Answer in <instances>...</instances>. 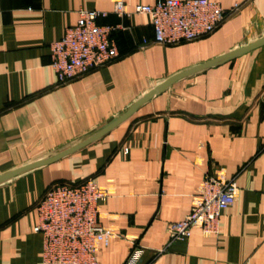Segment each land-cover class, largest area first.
Wrapping results in <instances>:
<instances>
[{"label":"crops","instance_id":"obj_1","mask_svg":"<svg viewBox=\"0 0 264 264\" xmlns=\"http://www.w3.org/2000/svg\"><path fill=\"white\" fill-rule=\"evenodd\" d=\"M115 1L0 0V174L76 143L165 79L264 36V0H217L239 8L212 34L176 45L155 42L148 15L112 13ZM125 1L132 9L158 0ZM80 9L123 26L112 34L119 56L59 84L49 45ZM217 173L239 187L219 232L194 227L168 245L169 223ZM89 177L112 190L100 221L119 232L99 244L98 264H124L136 247L141 264H264V46L176 81L100 139L0 184V264H44L38 201L57 181Z\"/></svg>","mask_w":264,"mask_h":264},{"label":"built area","instance_id":"obj_2","mask_svg":"<svg viewBox=\"0 0 264 264\" xmlns=\"http://www.w3.org/2000/svg\"><path fill=\"white\" fill-rule=\"evenodd\" d=\"M238 8L236 4L224 9L217 0H158L129 9L125 0H116L112 13L120 18L146 14L151 19L155 42L176 45L212 34ZM108 14L80 9L77 23L68 27L61 39L50 43L51 66L59 84L81 78L118 58L112 34L123 26L98 22ZM111 194L109 187L98 185L92 177L77 182L57 181L45 191L36 205L38 223L34 226V232L43 237L44 264H98L99 244L108 247L119 236L115 228L100 221V202ZM238 194L234 177L208 175L200 195L192 201L191 211L169 223L168 245L189 238L194 227L217 234L222 211L236 202ZM142 255V247H136L124 264H141Z\"/></svg>","mask_w":264,"mask_h":264},{"label":"water","instance_id":"obj_3","mask_svg":"<svg viewBox=\"0 0 264 264\" xmlns=\"http://www.w3.org/2000/svg\"><path fill=\"white\" fill-rule=\"evenodd\" d=\"M261 46H264V36L248 43L247 45H244L242 47H239L237 49H234L226 54H223L213 60H210L206 63H203L201 65H198L196 67H192L188 70L182 71L180 73H177L164 81H162L160 84L156 85L154 88L150 89L147 93H145L143 96H141L137 101H135L127 110L120 113L118 116L114 117L111 121L100 127L99 129L95 130L91 134L85 136L81 140L77 141L76 143H73L72 145H69L65 148L60 149L59 151L49 154L46 157L37 159L35 161H32L30 163H27L25 165H22L20 167H17L15 169H12L6 173L0 174V184L15 178L23 173H26L28 171H31L36 168H40L46 165H50L82 148L85 146L91 144L92 142L100 139L101 137L105 136L107 133L112 131L114 128H116L119 124L127 120L130 116H132L139 107H141L143 104H145L147 101L152 99L154 96L162 93L169 87H171L176 81L185 78L189 75H192L198 71L204 70L206 68L212 67L216 64L222 63L224 61L233 59L235 57H238L242 54H245L247 52H250L254 49H257Z\"/></svg>","mask_w":264,"mask_h":264}]
</instances>
